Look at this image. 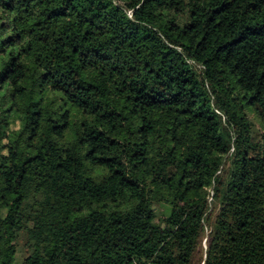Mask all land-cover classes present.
<instances>
[{
  "label": "trees",
  "instance_id": "trees-1",
  "mask_svg": "<svg viewBox=\"0 0 264 264\" xmlns=\"http://www.w3.org/2000/svg\"><path fill=\"white\" fill-rule=\"evenodd\" d=\"M0 264H264V0H0Z\"/></svg>",
  "mask_w": 264,
  "mask_h": 264
},
{
  "label": "rangeland",
  "instance_id": "rangeland-1",
  "mask_svg": "<svg viewBox=\"0 0 264 264\" xmlns=\"http://www.w3.org/2000/svg\"><path fill=\"white\" fill-rule=\"evenodd\" d=\"M203 247H204V248L206 247V238H205V240H204Z\"/></svg>",
  "mask_w": 264,
  "mask_h": 264
}]
</instances>
